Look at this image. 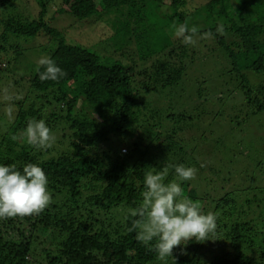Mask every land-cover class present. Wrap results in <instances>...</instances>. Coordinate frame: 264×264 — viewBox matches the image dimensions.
<instances>
[{
	"label": "trees",
	"instance_id": "1",
	"mask_svg": "<svg viewBox=\"0 0 264 264\" xmlns=\"http://www.w3.org/2000/svg\"><path fill=\"white\" fill-rule=\"evenodd\" d=\"M35 2L31 16L19 10L20 0H0V163L20 169L39 164L51 201L39 213L0 218V264H159L129 231L140 219L131 213L142 202L144 175L151 167L167 168V182L175 179L172 165L198 169L190 153L197 137L192 128L212 113L201 82L188 86V108H172L175 87L183 84L187 60L199 62V55L213 52L227 63L224 74L245 107L263 112L264 0ZM52 3L76 21L106 20L114 33L107 46L114 51L105 55L103 48L100 55L67 42L50 25ZM184 23L198 30L192 45L175 35L174 26ZM40 33L51 41L37 47ZM27 53L52 59L66 75L41 80L39 65L29 76L17 65ZM33 119L51 129L50 146L25 142L23 131ZM106 142L117 148L102 147ZM191 183H182L183 194L216 216V239L177 246V264H264V198L238 204L236 188L199 195Z\"/></svg>",
	"mask_w": 264,
	"mask_h": 264
},
{
	"label": "rangeland",
	"instance_id": "2",
	"mask_svg": "<svg viewBox=\"0 0 264 264\" xmlns=\"http://www.w3.org/2000/svg\"><path fill=\"white\" fill-rule=\"evenodd\" d=\"M19 8L24 14L28 13L31 16L35 15L38 10L35 0H20ZM51 10L48 13V16H51L50 25L58 28L67 42L83 44L95 49L100 55H102L103 48L105 55H110L114 51L107 46V41H114V33L106 20L91 18L76 21L68 11L58 10L55 3H52ZM120 20L122 18L117 16L116 21H113L116 22V28L120 27ZM27 40H33V38ZM35 40L37 47L51 41L44 33L36 36ZM205 46H209V42ZM38 52L47 56L41 48ZM199 56L201 57L199 62L186 61L184 85L179 84L175 87V99L170 102L172 108L176 105L184 108L190 107L191 100L187 102L184 100L189 91L188 86L192 82L199 81L209 90L208 95L211 101L208 107L211 108L212 113L209 116L204 114L203 117L197 118L200 119V124L192 128V131L197 133L192 146L193 151L190 152L191 148L187 149L199 160L197 177L192 180L196 183H191V187L197 188L199 195L205 192L221 194L236 188L238 192L235 200L238 204H243L251 198L263 199L264 111L254 113L245 107L242 93L235 87V82L230 81L227 74H224L227 63L220 56L213 55V52L205 58L202 54ZM39 61L40 58L34 56V53H27L17 65L19 69L20 66L26 67L30 76L40 65ZM248 75L251 76V74ZM251 79L253 83L258 81L257 78L255 80L251 77ZM218 96L222 97L221 102L216 100ZM166 101V99L161 100L160 104L158 103L159 106H165ZM202 111H204L203 108ZM182 136L185 139L187 134L183 133ZM101 146L117 148V144L110 145L108 142ZM125 150L126 147L121 148V152ZM203 178H206V181L201 187L199 183H202Z\"/></svg>",
	"mask_w": 264,
	"mask_h": 264
},
{
	"label": "clouds",
	"instance_id": "3",
	"mask_svg": "<svg viewBox=\"0 0 264 264\" xmlns=\"http://www.w3.org/2000/svg\"><path fill=\"white\" fill-rule=\"evenodd\" d=\"M223 31V26L217 27ZM175 35L185 45L195 43V26L187 23L174 26ZM41 80L58 81L66 72L52 59L41 58ZM16 137H13L15 139ZM23 138L31 146L45 148L54 139L51 129L43 119L28 121ZM175 179L166 182L167 168L160 171L151 167L143 178L142 202L131 213L134 220L129 231L135 232L138 243L156 253L159 264H177L173 249L190 240H214L217 233L216 216L205 213L199 202L183 194L182 183L192 181L197 169L177 164ZM48 176L39 164L28 163L22 169L15 164L0 163V218L26 216L42 211L51 201Z\"/></svg>",
	"mask_w": 264,
	"mask_h": 264
}]
</instances>
